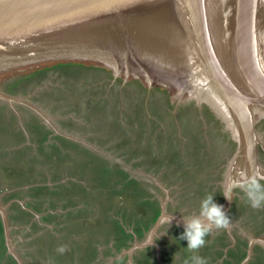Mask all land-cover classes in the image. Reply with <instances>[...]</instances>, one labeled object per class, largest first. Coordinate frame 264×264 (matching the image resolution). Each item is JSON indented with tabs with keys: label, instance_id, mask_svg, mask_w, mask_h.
<instances>
[{
	"label": "rangeland",
	"instance_id": "374dc122",
	"mask_svg": "<svg viewBox=\"0 0 264 264\" xmlns=\"http://www.w3.org/2000/svg\"><path fill=\"white\" fill-rule=\"evenodd\" d=\"M141 66L137 63L135 70L146 74L144 78L142 75L135 79L131 69L121 70L122 78H114L111 89L104 81L98 90L91 89L99 73L107 69L80 63L51 64L0 77V93L8 96L0 95V145L7 141L6 136L14 135L15 127L21 138L28 140L27 116L44 121L47 118L44 111L51 113L52 109L54 117H65L64 110L68 109L74 118L86 120L87 109H90L98 131L103 130L102 135L96 133L101 141L123 140L129 144L120 158H116L117 152L109 158L93 152L77 159H56L55 162L67 169V186L58 187L60 190L56 195L74 194L78 201L55 206L43 203L37 209L42 212L40 222H52V232H58L59 221L64 222L60 230L81 236L84 246H79L78 242L74 249L76 253L89 252L86 259L99 252L112 258L108 264H188L193 253L187 250V241L179 239L184 230L182 219L198 214L200 201L208 194H214V202L222 204L225 197L221 193L236 178L230 165L236 143L220 121L221 114L205 102L208 99L204 102L201 99L196 105L197 101L186 98V89L182 88L184 82L175 89L171 83L156 79ZM122 84L125 85L118 88ZM135 86L136 90L132 89ZM65 92L68 94L63 95ZM69 94L76 98H67ZM254 131L256 160L264 168L263 118L257 120ZM23 145L25 153L31 152L25 161L30 174L42 173L46 180L44 170L51 165L50 157L57 156L56 148L53 146L50 154L45 147L34 146V149L28 144ZM16 150L11 153L14 159L8 160L6 165L0 161V172L7 171L4 166L15 171L26 167L17 161L16 155L20 152ZM40 150L41 155L38 154ZM6 154L7 151L2 150L0 157ZM177 172L182 174L179 178L188 179L189 183H169V175ZM77 185L79 187L73 189ZM179 185V188L175 187ZM183 186L192 189L178 191ZM224 211L228 214L229 226L221 230L238 237L243 247H248L247 237H258L252 247L263 248L264 207L252 208L243 191L236 187L232 189V200ZM171 215L181 219L173 218L167 227L163 220ZM72 216L75 221L68 222ZM167 228L170 238H165L164 242L157 239L155 231ZM225 237L228 239V234ZM239 239H229V244L235 241L236 251L240 249ZM151 241L156 242L157 247L151 245ZM213 244V240L207 239L200 249L206 264H210L206 255L211 256L209 248ZM4 245L0 224V251ZM225 253L237 255L228 246L217 264H231L229 258H224ZM257 258L259 262L263 260L264 252ZM97 261H101L100 257ZM0 262L17 264L7 247Z\"/></svg>",
	"mask_w": 264,
	"mask_h": 264
},
{
	"label": "water",
	"instance_id": "95a60500",
	"mask_svg": "<svg viewBox=\"0 0 264 264\" xmlns=\"http://www.w3.org/2000/svg\"><path fill=\"white\" fill-rule=\"evenodd\" d=\"M263 45L264 0H0V77L69 62L107 69L114 78L127 69L144 78L135 70L138 63L175 89L184 82L187 99L196 105L208 99L221 114L236 143L230 160L235 180L264 172L254 131L264 119L263 91L236 71L251 59L250 73L264 78ZM208 60L226 63L228 70L211 69L207 81L192 80V74L204 76ZM230 200L222 202L224 210Z\"/></svg>",
	"mask_w": 264,
	"mask_h": 264
},
{
	"label": "crops",
	"instance_id": "0c3cea01",
	"mask_svg": "<svg viewBox=\"0 0 264 264\" xmlns=\"http://www.w3.org/2000/svg\"><path fill=\"white\" fill-rule=\"evenodd\" d=\"M99 77L95 79L96 82L92 84L93 86H91V89L98 90L99 85L103 81L110 86V89L112 88L114 77L109 71L102 70L101 73H99ZM123 85L124 84L121 86L119 85L118 88H122ZM127 89L129 90V87H127ZM132 89L136 90V86ZM65 94L68 93L65 92L63 95ZM67 98H72V100H74L76 97L73 94H69ZM120 109L121 108L118 110ZM50 110L52 111L51 113L43 112L47 117L44 121L31 118V116L25 118V124L28 126V131H26L28 140L24 141L21 135L18 134V127H15L14 135L6 136L7 141H3L4 144L0 145V154L2 150L7 151L6 155L0 157L2 165H6L8 160L14 159L11 157V153H13L14 150L21 149L16 150L20 152L16 155V157H18L17 161L21 166H26L25 161L31 156V152L25 153L23 144H28L32 148H34V146L41 148L45 147L44 150H49L50 154L53 153L51 149H53L54 146L57 153V156L52 155L50 157L51 165H48L47 169L44 170L46 180L42 178V173L37 172L35 175H31L27 166L17 171L4 166L7 171H5V173L0 172V224L4 231L6 244L3 250L0 251V261L7 247L8 251L16 258L17 264H108L111 262L112 258L102 253L99 254L98 252L95 257H89L87 259L86 257L90 255L89 252L87 254L81 250L79 253H76V249L74 248L78 245V242L79 246H84L80 241L81 236L76 237L73 231L64 232V230H60L61 224L64 223L62 221H59L60 228L58 232H52L50 230L51 227H53L52 222H40L39 217L42 215V212L39 213L37 209L43 203H45L44 205L55 206L57 204H66V201L71 204H76L78 201V198L74 194L56 195L60 190L58 187L61 185L67 186L65 180V173L67 171L66 166H62L59 162H55L56 159L61 161L63 160L61 158L64 157H67V159H77L82 154L87 157L93 152L100 153L105 158H109L110 154L117 152L116 158H120L121 152H123L125 146L129 143L123 140L109 142L105 139V141H101L99 135L103 134V130L98 131L99 128L95 123L96 121L91 119L93 113H90V109H87L88 114L86 120H82V118L80 119L79 117L74 118L72 116V111L68 109L64 110L65 117H59L58 115L54 117V110ZM98 132L100 133L99 135L96 134ZM74 146H76L77 149H75ZM33 153L35 152H32V154ZM38 154L41 155V150L38 151ZM71 171H73V169ZM180 175L182 174L177 172L175 175H169L167 179H169V183L175 182L176 184H181L184 182L188 184L189 180L179 178ZM185 175L187 176L188 173ZM19 180L20 182H17ZM180 186L181 185L175 187L179 188ZM78 187L79 185L73 189H77ZM177 188L172 190H177ZM193 188H195L194 190L197 189L196 187ZM184 189L189 190L192 188L183 186L178 191ZM26 203H28L29 206H26ZM69 207H72V205H69ZM72 218L68 222H74V216H72ZM173 218L176 220L181 219L179 217ZM174 224L179 226L177 223ZM155 233L157 234V239L163 242L166 240L165 238H170L168 228L165 231L157 232L156 230ZM225 234H228V239H226ZM231 235L232 234L227 231L213 229L206 237L214 241L213 246L209 248L211 256L206 255L209 257L210 264L219 263L222 252L227 250L228 246L232 247L237 253L234 257L225 253L224 258H229L231 264H264V259L259 262L257 258L258 255H263L264 242L261 241L263 243V248H254L252 246H254L258 237H247L248 247H243L240 239ZM221 236L222 239H219ZM206 238L205 240H207ZM233 238L239 239V251H236V246L233 245L235 241L229 244V239L233 240ZM220 241L223 242L220 243ZM153 244L157 247L156 242ZM61 247L64 248L63 252L59 251ZM215 253L218 255L215 256ZM197 254L203 257L200 250ZM118 256L119 255L116 254V257ZM99 257L101 260L100 262L97 261ZM0 264H2V262H0Z\"/></svg>",
	"mask_w": 264,
	"mask_h": 264
},
{
	"label": "clouds",
	"instance_id": "9594fccd",
	"mask_svg": "<svg viewBox=\"0 0 264 264\" xmlns=\"http://www.w3.org/2000/svg\"><path fill=\"white\" fill-rule=\"evenodd\" d=\"M264 172H254L251 175H243L241 179L230 182L228 190L221 193L226 199L232 200V189L238 187L245 194L250 206L254 209L264 207ZM214 194L206 195L201 201L199 212L183 221V232L179 239L187 241V250L193 255L188 264H206L203 257L198 255L199 250L205 245V238L213 229H224L229 226L228 214L224 211L223 205L213 200ZM173 215L164 218L163 223L167 227L171 224ZM154 241H151L153 245ZM59 251L63 252L61 247Z\"/></svg>",
	"mask_w": 264,
	"mask_h": 264
},
{
	"label": "bare ground",
	"instance_id": "6f19581e",
	"mask_svg": "<svg viewBox=\"0 0 264 264\" xmlns=\"http://www.w3.org/2000/svg\"><path fill=\"white\" fill-rule=\"evenodd\" d=\"M209 29V31H210V27H208ZM211 33V32H210ZM241 37V36H240ZM241 40V42L243 43V39H240ZM259 41V40H258ZM251 43H248V41H246L245 42V51H248L249 49H250V47H249V45H250ZM253 44V43H252ZM258 44H260V42L258 43ZM262 44V43H261ZM263 48H264V45H263ZM235 49V48H234ZM236 50V49H235ZM252 51H253V53H252ZM263 51H264V49H263ZM257 53V51H256V48L255 47H252L251 48V54L253 55H255ZM216 60H218V59H216ZM243 60V59H242ZM250 60L251 59H245V60H243V62H242V68H241V70L239 69V67H238V65H237V67H236V71L238 72V73H240L241 75H238V77H240L241 79H243L244 80V82L247 84V85H253V86H258V87H261V91H263V93L260 91V93H262V94H260V93H258V95L259 96H264V90H262V89H264V87H262L261 85H262V82L264 83V78L263 77H260L258 74H256V73H254V72H252V73H250V68L248 67V63L250 62ZM177 63H179V62H177ZM208 65H206V67H205V69H207V72H206V70L204 71V73L202 72V74H201V72H200V75L202 76L203 74H204V76L203 77H199V78H193V74L190 76L191 78H192V80H194V81H196V80H203V81H205L206 80V75L207 76H209L210 74H211V69H217L218 68V70H219V72L221 73L222 72V70H228L227 69V64L225 63H220L219 62V64H217L216 65V63H215V60L213 61V63H212V61L210 62L209 60H208ZM245 64H246V66H245ZM225 67H224V66ZM233 65V64H232ZM241 65V64H240ZM179 66H180V64H177V66H176V68L178 69L179 68ZM264 65H262V67H263ZM195 71V70H194ZM199 71H200V68H199ZM196 72V71H195ZM209 72V73H208ZM195 76V75H194ZM237 77V78H238ZM207 81V80H206ZM256 86V87H257ZM255 90H257V89H255ZM205 91V96L207 95L208 96V94H209V92H207L206 90H204Z\"/></svg>",
	"mask_w": 264,
	"mask_h": 264
},
{
	"label": "flooded vegetation",
	"instance_id": "af4514ba",
	"mask_svg": "<svg viewBox=\"0 0 264 264\" xmlns=\"http://www.w3.org/2000/svg\"><path fill=\"white\" fill-rule=\"evenodd\" d=\"M131 82H133V81H131ZM128 83H130V82H128ZM125 85V84H124ZM262 183H264V182H262Z\"/></svg>",
	"mask_w": 264,
	"mask_h": 264
}]
</instances>
